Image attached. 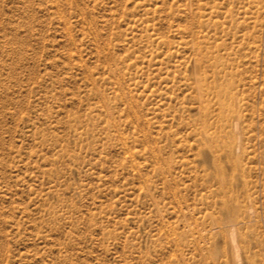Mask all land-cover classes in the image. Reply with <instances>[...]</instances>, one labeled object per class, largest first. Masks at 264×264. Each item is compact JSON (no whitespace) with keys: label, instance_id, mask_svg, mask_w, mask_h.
Segmentation results:
<instances>
[{"label":"rangeland","instance_id":"obj_1","mask_svg":"<svg viewBox=\"0 0 264 264\" xmlns=\"http://www.w3.org/2000/svg\"><path fill=\"white\" fill-rule=\"evenodd\" d=\"M0 264H264V0H0Z\"/></svg>","mask_w":264,"mask_h":264}]
</instances>
